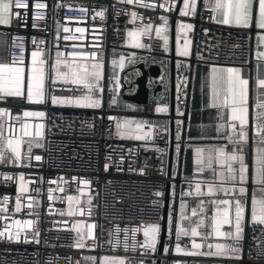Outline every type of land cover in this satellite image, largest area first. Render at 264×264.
<instances>
[{
  "label": "built area",
  "instance_id": "obj_1",
  "mask_svg": "<svg viewBox=\"0 0 264 264\" xmlns=\"http://www.w3.org/2000/svg\"><path fill=\"white\" fill-rule=\"evenodd\" d=\"M23 2L27 8L16 9L19 16L13 15L10 24L0 26V63L11 64L12 53L18 60L21 55L19 45L23 44L24 67L28 66L32 51L37 49L42 50L49 66L56 61L57 51L69 61L73 58L68 53L73 50L95 51L105 61L108 53L114 50L135 53L142 58L139 62L148 67L156 58L175 57L165 51L162 36H157L153 30L165 25L161 17H166L168 30L173 21L193 25L187 32L180 33V36L192 41L191 54L182 58L190 67L197 63L242 67L247 69L248 79L254 83L253 71L264 66V62L258 64L256 56L257 51H264V45L258 41L256 26L219 23L218 13L212 10L214 0H197L195 12L191 15L176 11L178 0H144L152 7L138 3L130 5L127 0ZM39 4L44 7H37ZM81 8L86 11H81ZM101 10L103 17L97 15ZM133 11L138 13L135 20L131 16ZM149 23L153 26L150 34L140 36V41L147 47L136 48L130 43L128 32ZM80 28L84 29L83 33L77 31ZM14 43L16 47L12 46ZM137 63H130L124 73L127 85L139 74L135 69ZM100 83L103 92L98 108L51 104L52 95H74L72 88L75 86L49 77L46 82L47 97L43 103L28 101L26 94L21 97L2 95L0 98V108L8 109L7 114L0 116V124L3 125L0 128V149L3 148L2 142L10 138H19L29 144V148L21 153L19 162L0 160V205H3L0 231L8 228L14 233L17 230L16 220L34 222L33 228H26L23 223L20 225L19 240L8 239L7 234L0 237V264H84L85 256L97 257L96 264H99L101 256H126L133 264L141 259L144 264H155L157 260L159 264H175L176 261L199 264L204 259L218 264H264V225L253 223L245 225L242 250L238 256L202 258L177 253L174 227L172 235H169V214L161 253L157 251L159 238L155 252L150 249L145 252L139 247L144 242L142 230L135 234L137 247H131L133 228L162 223L167 180L171 183L170 201L175 198L174 187L181 179L179 175L167 176L169 123L171 120H178L183 126L187 123L189 87L183 88L177 98L180 111L166 114L167 124L154 128L150 141L138 142L117 134V123L132 112L107 107L106 79ZM155 85L156 79L149 75L146 80L150 95L148 100H151ZM123 93L125 91L121 95ZM258 103H264V99L258 98L250 106L247 125L249 144L259 143L255 124L259 122L257 113L262 109L257 107ZM25 111H43L45 115L25 117ZM146 112L147 115L152 114L150 109ZM37 125L43 127L37 128ZM25 131L29 134L25 135ZM38 131L41 133L39 136L36 135ZM37 155L41 160L35 159ZM4 156L8 153L5 152ZM233 165L237 166V163ZM213 168L216 169L214 163ZM21 173L24 174L27 192L19 193L21 210L16 212ZM203 177L204 172L199 174V178ZM49 189H52V200L48 199ZM225 195L218 192L217 198L224 199ZM5 196L8 197L7 203L3 200ZM29 196L34 203L29 201ZM69 196L76 197L79 203L74 200L70 205ZM70 207L74 210L71 216L68 215ZM77 222L85 234L89 225L95 226L92 228L93 236L84 241L83 248L75 247L78 234L72 225ZM125 229L128 231L125 232ZM126 235L130 245L127 249L123 243ZM117 238L119 244H116ZM191 242L188 236L180 240L181 247L188 250L192 247ZM165 245L169 248L168 252L164 251Z\"/></svg>",
  "mask_w": 264,
  "mask_h": 264
},
{
  "label": "snow or ice",
  "instance_id": "obj_2",
  "mask_svg": "<svg viewBox=\"0 0 264 264\" xmlns=\"http://www.w3.org/2000/svg\"><path fill=\"white\" fill-rule=\"evenodd\" d=\"M128 4L138 3L143 4L144 7H152L151 4H145L144 0H127ZM39 8H43L44 5H37ZM163 7V5H160ZM27 8V4L23 0H0V25H8L11 23L13 15L19 16V12L15 11L16 9ZM196 9V0H184V7L181 9V12L184 15L194 14ZM212 10L214 13H220L222 19L218 22L225 25L235 24L238 26L249 27L255 23L257 31V37L259 44L264 45V0H258V8L254 3V0H214L212 5ZM81 11H86V9L81 8ZM103 17L104 12L101 10L100 13H97ZM133 20L138 16V13L133 11L131 12ZM165 21V25L156 27V35L161 36L163 32L167 31L166 28V17H161ZM35 26V25H34ZM152 24H147L141 29H133L128 32V36L131 38L130 43H132L136 48H145L147 45L140 41L141 35H149L150 30L152 29ZM193 27L190 23L178 22L177 25V51L184 55H189L188 44L189 41L185 40L183 51L181 52L179 47V35L181 32H187V30ZM77 31L83 33L84 29L80 28ZM67 38V37H66ZM165 47H167L168 37L167 35L162 36ZM35 43V41H34ZM16 47L14 43L12 45ZM21 49V55L17 60L16 54L12 53L13 61L11 64L0 63V94L8 96L21 97L24 95V88L26 84L27 88V100L32 102L43 103L47 97L46 88V75L44 70L45 61L41 59L42 50L37 49L31 53V66L28 69L27 75H25L24 67V58H23V44L19 45ZM68 56L72 57V61L63 58V54L57 51L55 64L51 67L55 70V80H60L64 82H70L71 85L75 86L72 88L74 95L69 96H51L52 104H69L77 105L83 107H92L98 108L101 106L102 102V92L103 87L100 81L103 78V61L100 56L97 55V52L86 51V50H73L68 53ZM135 56V53H133ZM256 56L258 58V64L264 62V51H257ZM125 58L120 57V67L124 66ZM87 61H93L88 63ZM117 62L113 60V65ZM63 65L67 70L62 71L60 66ZM259 75V68L257 69ZM211 80L213 83V96L214 99L217 98V89L215 85L217 84H227L226 94L224 96L223 104L227 105L230 108V114L228 116V128L231 130L228 132L227 139L231 142L232 145H240L241 147H232L229 150V146H220L213 147L209 150L207 159L204 156V150L201 148H196L195 153V163L196 171L198 173H203L205 168L210 169L215 179L214 180H198L195 184L194 191L181 192V201H180V211L178 217L174 220L173 215L170 212L168 216V227L169 235H172V228L175 227V251L177 253L186 252V249L181 247L180 240L182 237H187L189 235V228L183 226V222L188 219L186 216L187 202L184 197L187 196H201L202 185L207 184L208 193L224 192L225 194H231L234 197L239 196L243 198H235L234 204L233 200L222 199L215 201L213 203L219 205L216 208L215 214L211 217V226L215 236L230 238L232 243H216L215 251H209L207 253H196L189 252L187 254H203V255H213V256H224L231 253H236L240 251L239 245L240 241L243 238V223L245 220V205L247 203L246 193L247 189L244 186L248 179V165L245 163V156L243 155V144L248 140L247 125L249 123V110H248V86L249 79L242 76V69L240 67H227V68H218L215 65L211 68ZM256 83L260 87H264V78H258ZM119 80L116 78L115 89H119ZM80 93V94H75ZM2 98V95H0ZM117 98L113 97L111 104H116ZM132 107V105H128ZM257 107L262 109V111L257 113L258 123L255 124V131L257 133L258 141L260 144L264 145V103H258ZM156 112H167V106H157L155 109ZM8 109L0 108V116L7 114ZM25 117H43L45 113L43 111H25L23 113ZM223 119V117H221ZM238 122V123H237ZM179 123V121H178ZM148 124L147 121L138 122L135 120H123L119 121L116 125L117 134L120 136H134L135 139L143 140L146 137H150L151 132H143V128ZM134 125V129H133ZM3 125L0 124V128ZM27 126L25 125V128ZM42 125H37V128H42ZM225 127L224 125H217V131L219 132L221 128ZM2 134V133H0ZM25 131V135H28ZM37 136L41 135L38 131ZM236 137V139H233ZM179 139V134H177ZM255 139V138H254ZM21 140L16 139H7V148L11 149V152L14 154L15 162H19L21 159L20 151ZM179 149V145H177ZM4 153L0 151V160H3ZM37 161L41 160L39 155L35 156ZM218 162L221 164L222 168H225L226 171H220L216 173V170L213 168V163ZM234 162L239 163L238 170L233 166ZM108 165L105 164V168ZM238 171V179H237ZM253 181L255 184L259 185V197L256 195V190L254 189L253 195L251 197V222L264 225V146L258 147L256 149V155L254 159V170H253ZM76 179V178H73ZM20 186L17 189L18 195L16 199L15 211L20 212L21 202L19 193L27 192V188L24 183V174H20ZM84 184H87L88 181H83ZM82 191V190H81ZM30 202H33L31 196L28 197ZM48 199L52 200V189H49ZM68 201L71 205V202L76 200V197L69 196ZM4 203H7L8 197L3 198ZM79 203L78 200H76ZM201 203H203L201 201ZM31 206V204H30ZM234 208V215H233ZM3 209V205H0V210ZM83 212V209H80ZM73 209L70 207L68 215H73ZM197 215L196 209L192 210V216ZM23 223L26 228H33L34 222L31 220L20 221L16 220L15 224L17 225V230L13 233L8 228H5L3 231H0V237H4L7 234L8 239H20V225ZM77 224H73L72 227L76 229L78 234V239L75 243V247L83 248L85 247L84 241L93 236L92 228L94 225L88 226L87 233H83ZM203 223V219L197 222L196 226L190 228V233L192 236L191 246L192 249H200L202 247L201 243H197L196 237L200 236L201 233L198 231L200 224ZM228 225V231H222L221 226ZM234 229V230H233ZM143 231L144 242L140 244L139 247L145 252L150 249L155 252L156 244L161 232V224L148 223L146 225H141L140 227L133 228L132 238L133 242L131 247L135 249L137 243L135 241V234L139 231ZM128 230L125 229V232ZM119 232V229H117ZM38 235V232L36 233ZM208 235H212L209 233ZM27 239V237H25ZM119 238L116 239V244H119ZM124 247L127 249L130 245L128 243L127 235L124 238ZM212 245H209V248H212ZM164 251L168 252L169 248L167 245L164 247ZM86 260L90 261L91 264H96L97 257H86ZM79 264V262H77ZM99 264H133V261L126 256H103L99 258ZM136 264H144L143 259L136 262ZM175 264H182L181 261H176Z\"/></svg>",
  "mask_w": 264,
  "mask_h": 264
},
{
  "label": "crops",
  "instance_id": "obj_3",
  "mask_svg": "<svg viewBox=\"0 0 264 264\" xmlns=\"http://www.w3.org/2000/svg\"><path fill=\"white\" fill-rule=\"evenodd\" d=\"M197 1V0H196ZM183 2V0H182ZM179 7V11L181 9V5ZM254 3L256 4L258 8V0H254ZM218 19H222V15L218 13ZM177 21L175 23V35L173 38L170 36L171 34V28L166 32H163L161 36L167 35L168 42L167 47H165L166 52H170L171 50L174 52V85H173V95H174V112L178 113L180 109L177 106V98L181 96L182 89L186 86L189 87V101H188V120L187 123L183 126L182 123H178V120H173V136H174V165H172L171 174L174 176L179 175L180 176V182L176 186L175 189V198H171V201H169V205L171 210L168 211V214L171 212L173 215V219L175 220L180 211V201H181V192H188V191H194L195 184L198 180H214V174L213 172L205 168L204 171V177L199 178V174L196 171V163H195V153L194 150L196 148H201L204 150V156L205 159H207L208 152L213 147H220V146H229V150H231L232 147H241L240 145H232L231 142L227 139L228 132L231 130L228 128V116L230 114V108L227 105L223 104L224 96L226 94L227 90V84H217L215 85L217 89V98L214 99L213 96V83L211 80V68L213 65L209 64H194L192 67L188 65L186 61H184L182 58L186 57L182 54H180L177 51ZM255 25V23L253 22ZM235 25V24H232ZM156 27H154V32ZM166 33V34H165ZM185 33V32H182ZM189 41L188 44V50L189 55L192 51V41L186 36H180L179 35V47L181 52L183 51L185 40ZM188 55V56H189ZM113 56L115 57H126L127 59L124 60V66L121 68L118 62L115 64L116 67H110V58ZM41 59L46 60L45 56L42 54ZM142 60L140 56L132 54H127L124 52H118L111 50L105 61H103V78L102 80L106 79V91H105V102L106 106L109 108H115L119 110H125V111H131L132 114L124 116L123 120H135L138 122L147 121L148 124L143 128V132H151L150 137H146L143 140L135 139L134 136H120L122 138L132 139L136 140L138 142H148L152 138V134L154 132V128H157L159 126H165L167 124L166 114H169L171 111V93H172V85H171V77H170V70H171V59L169 58H156L152 60L151 64L158 65L160 67V73L159 76L156 79V84H160L161 88L157 92L160 93L156 95H151V100H148V103L143 104H137L134 103L128 99L123 98V95H121L122 85L120 83L121 77L123 72H125L129 66L130 63H135ZM31 66V55H30V61L27 67H25V75H27L28 69ZM218 68H227V67H234V66H221V65H215ZM242 76L244 78L248 79V72L246 68H242ZM110 69H113L114 71H111ZM48 73V72H47ZM253 75L255 78V82L249 80V86H248V110L250 114V106L258 99L262 98L264 99V87H260L256 81L258 78H264V66L259 68V75L257 72V69L253 71ZM48 77L51 79V75L48 74ZM116 78L119 80V89H115V82ZM48 79V78H47ZM124 79V77H123ZM55 80V79H53ZM125 80V79H124ZM47 82V80H46ZM156 86V85H155ZM134 88L127 91L124 90L125 93L130 94L134 92ZM109 92H112L113 94H109ZM117 94H116V93ZM115 93V94H114ZM24 94L27 95V88L25 84L24 88ZM4 95V94H0ZM149 95V94H148ZM150 96V95H149ZM113 97L117 98L116 104H111V100ZM155 99L159 100V104L157 106H167L168 111L167 112H156V110H153L152 103ZM128 105H132V107H128ZM156 106V108H157ZM150 109L151 115H147L146 111ZM191 117V118H190ZM223 117V119H221ZM190 119V120H189ZM238 123V122H237ZM170 124V123H169ZM217 125H224L225 127L221 128L220 131H217ZM134 129V125H133ZM192 129V136L195 138H199L204 140L205 142L202 144H190V151H191V161L189 168L188 177H186L184 180H182V170H183V148L184 144L186 142L187 133L188 130ZM190 131V130H189ZM177 134H179V139L177 138ZM192 137V138H193ZM234 138V137H233ZM183 140V142H181ZM182 143V146H181ZM177 145H179V149L177 148ZM3 148H1L2 152L8 153V156H4L3 160L1 162H15L14 160V154L11 152V149L7 148V141L2 142ZM264 145L260 143H252L249 144L248 141H246L243 146V155L245 156V163L248 165V179L245 183V187L247 189L246 198L247 203L245 205V220L243 223V231L246 223H253L251 222V197L253 195L254 189L256 190V195L259 197V185L255 184L253 181V170H254V159L256 155V149L258 147H262ZM29 148V144L25 141H21L20 144V151L21 153L23 151H26ZM237 163V166H234L237 170L239 168V163ZM216 164V173H219L220 171H226L225 168H222L221 164L218 162H214ZM237 179H238V171H237ZM173 189V190H174ZM202 192L203 195L197 197L195 195L193 196H185L184 199L187 202V209H186V216L188 219H186L183 222V226L186 228H189V235H190V228L192 226H196L197 222L203 219V223L200 224V227L198 228V231L202 233V235L196 237L197 243H201L202 247L200 249H194L196 253H207L209 251H215V244L216 243H232L230 238H224V237H217L215 236V233L213 232L212 226H211V217L215 214L216 208L219 206L213 202L219 201L222 199L217 198V192L216 193H208L207 190V184L202 185ZM222 192V191H221ZM224 193V192H223ZM225 194V193H224ZM235 198H241L243 202V198L239 196H233L231 194H226L224 199H230L233 200ZM201 201L203 203H201ZM196 209L197 215L195 217L192 216V210ZM233 215H234V208H233ZM258 224V223H253ZM174 227V226H173ZM229 228L228 225H222L221 230L225 231V229ZM175 229V227H174ZM234 230V229H233ZM209 233H212V235H208ZM188 235V237H190ZM192 239V236L190 237ZM209 245H212V248H209ZM240 249V251L236 253H231L229 255L224 256H213V255H203V254H195L198 257L202 258H219V257H226V256H238L241 253L242 250V240L240 241L239 245H237ZM199 262V261H198ZM199 264H217L214 261H206L200 260Z\"/></svg>",
  "mask_w": 264,
  "mask_h": 264
},
{
  "label": "water",
  "instance_id": "obj_4",
  "mask_svg": "<svg viewBox=\"0 0 264 264\" xmlns=\"http://www.w3.org/2000/svg\"><path fill=\"white\" fill-rule=\"evenodd\" d=\"M182 0H178L176 11H179V7ZM175 21L171 24V38L173 42V38L175 35ZM171 54L174 55V52L171 50ZM135 69L138 71V75L133 79V81L130 84H126L125 80L123 79L124 73L121 77V85H122V92L124 90H131L134 88V92L127 94L123 93V98L128 99L134 103L137 104H147L148 103V88L146 87V80L147 77L150 75L152 78H157L160 73V67L155 64H150L148 67L145 66L144 62H139L135 65ZM170 77H171V85H172V93H171V111L170 114H174V95H173V85H174V59H171V70H170ZM161 86L160 84H156L155 88L152 91L153 95H156V92L160 90ZM170 145H169V151H168V163H167V176L171 177V169L173 165V157H174V136H173V120L170 121ZM170 189H171V183L169 180L165 183V189H164V204H163V212H162V223H161V232L159 235V243H158V253H161L163 250V245L166 237V226H167V216L169 211V201H170ZM155 264H159V260L156 261Z\"/></svg>",
  "mask_w": 264,
  "mask_h": 264
},
{
  "label": "rangeland",
  "instance_id": "obj_5",
  "mask_svg": "<svg viewBox=\"0 0 264 264\" xmlns=\"http://www.w3.org/2000/svg\"><path fill=\"white\" fill-rule=\"evenodd\" d=\"M184 7V0H183V2H182V5H181V9ZM181 9H180V11H178L180 14H183L182 12H181ZM183 23H185V22H183ZM0 26H3V25H0ZM43 54V53H42ZM44 55V54H43ZM45 56V55H44ZM46 59V58H45ZM127 58L125 57V60H126ZM113 60H115L116 62H118V64L120 65V57H115V56H113L112 58H110V67H116L115 65H113ZM45 61V64H44V70H45V75H46V80H47V78H48V74H50L51 75V79L53 80L54 79V76H55V70L51 67L52 65H54L55 64V61L54 62H52L51 63V65L49 66V64L46 62V60H44ZM125 62V61H124ZM88 63H91V62H88ZM104 66V65H103ZM60 68H61V70L62 71H66L67 69L63 66V65H61L60 66ZM103 70H104V67H103ZM111 71H114L113 69H110ZM48 72V73H47ZM45 84H46V81H45ZM116 93V92H115ZM114 93V94H115ZM109 94H113L112 92H109ZM117 94V93H116ZM33 102H35V101H33ZM36 103H38V102H36ZM50 103H51V100H50ZM52 104V103H51ZM159 104V100L158 99H155L154 100V102L152 103V105H153V110L155 111V109H156V106ZM181 123V122H180ZM0 151H2L1 149H0ZM173 165H174V160H173ZM218 193V192H217ZM245 228V227H244ZM201 235H202V233H201ZM190 237H191V233H190V235H189ZM76 241H77V239H76ZM76 241H75V243H76ZM77 248V247H76ZM195 250L194 249H192V247L191 248H189V250L188 249H186V252H184V253H189V252H194ZM195 255V254H194ZM234 256V255H233ZM86 257H89V256H85V258ZM101 257H103V256H101ZM84 264H91V262L90 261H88V260H86L85 259V261H84ZM218 264V263H217Z\"/></svg>",
  "mask_w": 264,
  "mask_h": 264
},
{
  "label": "trees",
  "instance_id": "obj_6",
  "mask_svg": "<svg viewBox=\"0 0 264 264\" xmlns=\"http://www.w3.org/2000/svg\"><path fill=\"white\" fill-rule=\"evenodd\" d=\"M189 130H188L186 142H185L184 148H183L182 180H184L186 177H188L190 164L192 163V161H191V151H190V147H189L190 144H202V143L205 142L202 139L193 137L192 136V129H189Z\"/></svg>",
  "mask_w": 264,
  "mask_h": 264
}]
</instances>
